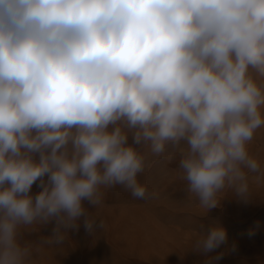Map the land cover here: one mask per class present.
Instances as JSON below:
<instances>
[{
	"label": "clouds",
	"instance_id": "9594fccd",
	"mask_svg": "<svg viewBox=\"0 0 264 264\" xmlns=\"http://www.w3.org/2000/svg\"><path fill=\"white\" fill-rule=\"evenodd\" d=\"M260 128L264 0H0V264H35L82 217L102 230L83 203L101 208L102 189L154 197L137 178L142 148L178 155L208 211L226 188L250 201ZM222 246L206 264L236 244L201 226L193 251Z\"/></svg>",
	"mask_w": 264,
	"mask_h": 264
},
{
	"label": "rangeland",
	"instance_id": "374dc122",
	"mask_svg": "<svg viewBox=\"0 0 264 264\" xmlns=\"http://www.w3.org/2000/svg\"><path fill=\"white\" fill-rule=\"evenodd\" d=\"M250 155L264 169V128L248 144ZM144 170L138 181L156 195L138 199L117 185L104 191V203L96 210L87 201L84 207L104 221L105 227L90 235L80 220L78 231L70 230L60 245L34 253L35 264H206L209 257L193 251L201 226H222L229 245L236 250L213 264H264V176L249 173V199L244 202L231 189L218 194L219 206L207 210L187 191V182L178 168V155L170 150L160 156L141 149ZM33 184L31 193L41 189ZM53 224L36 226L23 240L39 242L52 235ZM253 232V235H249Z\"/></svg>",
	"mask_w": 264,
	"mask_h": 264
}]
</instances>
